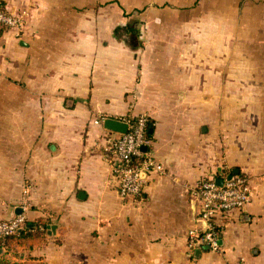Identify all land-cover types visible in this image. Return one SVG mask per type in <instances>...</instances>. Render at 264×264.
Segmentation results:
<instances>
[{"label": "crops", "instance_id": "crops-1", "mask_svg": "<svg viewBox=\"0 0 264 264\" xmlns=\"http://www.w3.org/2000/svg\"><path fill=\"white\" fill-rule=\"evenodd\" d=\"M0 9L23 18L0 36V221L27 215L11 264H264V0ZM134 117L151 120L163 171H141L142 195L123 198V133L105 121ZM228 172L252 199L221 218L217 251L191 256V189Z\"/></svg>", "mask_w": 264, "mask_h": 264}, {"label": "built area", "instance_id": "built-area-1", "mask_svg": "<svg viewBox=\"0 0 264 264\" xmlns=\"http://www.w3.org/2000/svg\"><path fill=\"white\" fill-rule=\"evenodd\" d=\"M0 23L20 29L23 18L0 10ZM122 122L128 124V132L121 134L111 148L116 160L114 167L119 177L120 195L123 198L140 197L143 191L140 172L161 173L163 167L141 149L148 144L144 138L146 118L140 117L135 125H131L127 119ZM134 156L144 158L141 165H131V157ZM191 192L193 199L200 204L199 220L202 224L188 232L187 251L191 256L195 250L203 247L217 251L221 239V218L229 216L233 211H241L252 199L253 191L249 179L228 172L222 177V185L214 178L200 179ZM26 220V212H21L9 220L0 221V249H5L8 238L19 234L25 227Z\"/></svg>", "mask_w": 264, "mask_h": 264}, {"label": "trees", "instance_id": "trees-1", "mask_svg": "<svg viewBox=\"0 0 264 264\" xmlns=\"http://www.w3.org/2000/svg\"><path fill=\"white\" fill-rule=\"evenodd\" d=\"M8 29H10L9 26L0 23V36H2V34L6 30H8ZM132 34H135V32H132ZM139 118L140 117H138V118L137 117L131 118L130 119L131 125H135L137 123V121H138ZM152 127H153V125H152L151 120L146 119V124H145V129H144V138L148 142V144L145 145L147 147V150L150 149V145L152 144V142L154 140L153 134L150 133V130H152ZM143 161H144V158L143 157H135V156L134 157H131V165L138 166V165H141ZM26 223H27V221H26ZM10 238H12V237H10ZM7 244L8 243L6 242L5 250H4L5 252L3 254L0 253V264H11V262L9 261V259L5 258V256H4V255H6V253H8Z\"/></svg>", "mask_w": 264, "mask_h": 264}, {"label": "water", "instance_id": "water-1", "mask_svg": "<svg viewBox=\"0 0 264 264\" xmlns=\"http://www.w3.org/2000/svg\"><path fill=\"white\" fill-rule=\"evenodd\" d=\"M105 126L107 129H110L112 131H116L118 133H127L128 132V124L127 123H124L120 120H116V119H107L105 121ZM150 133H152V130H150ZM142 151L143 152H147V147L144 145L142 146ZM216 182L219 184V185H222V180L221 179H217ZM195 200V199H194ZM27 228H30V226H28ZM53 230H54V226L51 227ZM22 231V230H21ZM20 231V232H21ZM208 249V248H207ZM201 251V250H199ZM197 251V252H199ZM0 253H2V249H0Z\"/></svg>", "mask_w": 264, "mask_h": 264}]
</instances>
